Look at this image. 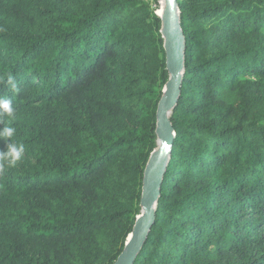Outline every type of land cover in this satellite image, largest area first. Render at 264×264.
Wrapping results in <instances>:
<instances>
[{
	"label": "trees",
	"instance_id": "1",
	"mask_svg": "<svg viewBox=\"0 0 264 264\" xmlns=\"http://www.w3.org/2000/svg\"><path fill=\"white\" fill-rule=\"evenodd\" d=\"M175 2L174 137L132 264H264V0ZM158 8L0 0V97L15 109L0 128L25 148L0 171V264H113L124 249L169 77Z\"/></svg>",
	"mask_w": 264,
	"mask_h": 264
},
{
	"label": "water",
	"instance_id": "2",
	"mask_svg": "<svg viewBox=\"0 0 264 264\" xmlns=\"http://www.w3.org/2000/svg\"><path fill=\"white\" fill-rule=\"evenodd\" d=\"M160 33L163 38L168 80L162 89V97L156 108L155 134L157 147L146 162L140 197V214L136 216L124 249L113 264H132L135 256L146 240L154 222L155 207L159 197L162 176L171 151L174 131L169 121V113L174 108L179 94L183 73L184 36L175 0H164Z\"/></svg>",
	"mask_w": 264,
	"mask_h": 264
},
{
	"label": "clouds",
	"instance_id": "3",
	"mask_svg": "<svg viewBox=\"0 0 264 264\" xmlns=\"http://www.w3.org/2000/svg\"><path fill=\"white\" fill-rule=\"evenodd\" d=\"M11 87L16 88L15 83L11 82ZM15 115V109L12 105V101L6 97H0V116L13 117ZM16 132V129L11 126H4L0 128V140L6 141V146L3 150H0V171L5 167H14L18 161L23 157L25 148L23 144H18L12 140Z\"/></svg>",
	"mask_w": 264,
	"mask_h": 264
},
{
	"label": "bare ground",
	"instance_id": "4",
	"mask_svg": "<svg viewBox=\"0 0 264 264\" xmlns=\"http://www.w3.org/2000/svg\"><path fill=\"white\" fill-rule=\"evenodd\" d=\"M159 8L155 12L157 16H161L162 10L164 8V0H158Z\"/></svg>",
	"mask_w": 264,
	"mask_h": 264
},
{
	"label": "rangeland",
	"instance_id": "5",
	"mask_svg": "<svg viewBox=\"0 0 264 264\" xmlns=\"http://www.w3.org/2000/svg\"><path fill=\"white\" fill-rule=\"evenodd\" d=\"M150 2V1H149ZM151 6L153 7L154 6V3L150 2Z\"/></svg>",
	"mask_w": 264,
	"mask_h": 264
}]
</instances>
